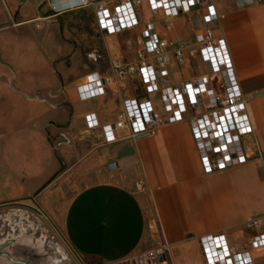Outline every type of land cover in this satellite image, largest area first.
<instances>
[{"label": "crops", "instance_id": "obj_1", "mask_svg": "<svg viewBox=\"0 0 264 264\" xmlns=\"http://www.w3.org/2000/svg\"><path fill=\"white\" fill-rule=\"evenodd\" d=\"M49 1L13 0L22 5L16 15L24 19L16 25L32 24L41 55L39 72L26 59L17 68L39 83L30 93L42 94L46 125L39 147L30 146L36 158L29 177L47 180L81 167L85 172L98 167L117 177L86 185L70 198L61 219L68 247L84 259L119 264L137 252L144 255L156 236L170 247L167 264H205L200 237L223 234L237 250H249L253 264H264V246H250L252 237L264 232V219L257 228L242 227L252 215L264 213V0L242 5L212 0L219 13L215 34L227 44L261 152L259 158L212 173L201 167L186 120L135 137L119 129L114 141L104 142L101 130L114 123L122 100L145 93L138 73L91 99L80 100L75 90L88 73L113 75V58L132 60L148 22L169 39L190 38L183 17L164 30L161 14L143 1L137 7L138 26L106 33L96 23L93 6L54 12ZM117 2L106 0L105 5L111 9ZM167 69L172 84L206 74L198 55L179 66L170 52ZM90 114L99 127L87 128ZM113 162L117 165L110 168ZM136 179L144 183L142 192L133 190Z\"/></svg>", "mask_w": 264, "mask_h": 264}, {"label": "built area", "instance_id": "obj_2", "mask_svg": "<svg viewBox=\"0 0 264 264\" xmlns=\"http://www.w3.org/2000/svg\"><path fill=\"white\" fill-rule=\"evenodd\" d=\"M106 0H57L49 1L54 12H61L83 5L94 7L96 23L106 33L131 29L139 25L137 7L143 1L151 11L163 17L162 28H173L178 17H186L192 37L169 39L156 31L148 22L139 33V46L130 61L117 57L111 60L113 75L86 74L75 90L80 100L104 94L105 87L120 84L138 73L144 92L140 97L122 100L113 124L102 128L104 142L116 139L115 131L127 129L131 136L150 134L165 123L187 121L194 145L205 173L225 170L248 162L261 155L254 139L247 101L238 83L227 44L215 34L219 13L212 0H118L111 9ZM176 63L184 66L198 55L204 62L206 74L193 76L172 84L167 69L169 53ZM156 95L152 101L148 96ZM89 129L99 127L93 114L87 115ZM135 190H144L138 179ZM264 213L246 219L243 228H257ZM155 245L146 251L150 264H167L170 247L156 236ZM205 264H253L250 251L237 250L229 245L223 234L204 235L199 239ZM252 248L264 246V232L255 234ZM161 257V260H159Z\"/></svg>", "mask_w": 264, "mask_h": 264}, {"label": "rangeland", "instance_id": "obj_3", "mask_svg": "<svg viewBox=\"0 0 264 264\" xmlns=\"http://www.w3.org/2000/svg\"><path fill=\"white\" fill-rule=\"evenodd\" d=\"M21 6L0 0V264H103L84 259L68 247L61 219L78 190L117 177L98 167L87 172L84 167L58 171L47 180L29 177L36 158L30 146L39 147L46 125L41 121L42 94L30 93L40 88L39 83L17 71L26 59L39 72L41 57L32 24L16 25L24 20L16 15ZM145 15H149L146 10ZM182 19L186 22V17ZM135 181L133 190L142 192L135 190ZM149 215L153 217V211ZM150 263L137 252L119 264Z\"/></svg>", "mask_w": 264, "mask_h": 264}, {"label": "water", "instance_id": "obj_4", "mask_svg": "<svg viewBox=\"0 0 264 264\" xmlns=\"http://www.w3.org/2000/svg\"><path fill=\"white\" fill-rule=\"evenodd\" d=\"M51 1H57V0H51ZM252 2H253V0H236L237 5H242L243 3H252ZM116 165L117 164L115 162H113V163L109 164V167L114 168V167H116ZM10 260H13V259H10ZM159 260H161V257H159Z\"/></svg>", "mask_w": 264, "mask_h": 264}]
</instances>
